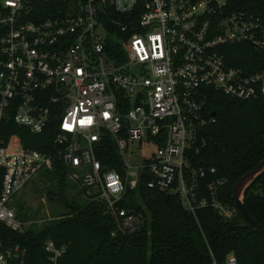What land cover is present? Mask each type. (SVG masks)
Segmentation results:
<instances>
[{"label": "built area", "instance_id": "1", "mask_svg": "<svg viewBox=\"0 0 264 264\" xmlns=\"http://www.w3.org/2000/svg\"><path fill=\"white\" fill-rule=\"evenodd\" d=\"M53 1L0 0V223L22 230L10 201L55 157L84 197L104 203L120 233L143 222L118 204L137 196L141 175L149 176L147 188L176 195L184 210L208 205L224 219L233 216L215 196L222 180L206 183L207 199L198 197L205 170L190 158L212 120L206 91L264 97V67L244 72L220 51L232 43L264 51L259 16L228 12L227 0H61L52 7ZM7 119L32 134L53 119L55 152L24 149L15 134L4 138ZM105 136L119 170L97 158ZM64 249L43 243L49 264ZM23 255L16 245L2 248L0 264H23ZM223 264H236L234 255Z\"/></svg>", "mask_w": 264, "mask_h": 264}, {"label": "trees", "instance_id": "2", "mask_svg": "<svg viewBox=\"0 0 264 264\" xmlns=\"http://www.w3.org/2000/svg\"><path fill=\"white\" fill-rule=\"evenodd\" d=\"M62 2L54 0L50 6ZM225 8L228 12L254 13L264 26V0H227ZM220 51L229 66L244 72L264 67V51L247 43L226 44ZM204 110L207 117L214 114L200 132L205 143L190 158L193 167L205 170L198 179V197L207 199L206 183L222 180L215 196L234 209L233 216L224 219L208 205L195 208L193 213L184 210L176 195L147 188L144 182L149 176L141 175L135 190L137 196H130L127 204H118L139 212L144 216L143 222L136 231L120 233L101 200L87 197L85 202L77 203L63 198L70 169L55 157L51 168L41 170L39 176L53 182L66 212L38 228L12 231L0 223V249L16 245L24 251L23 264H49L43 250L46 240L65 247L55 264H223L229 253L234 255L236 264H264V237L245 223L231 197L234 181L264 157V97L239 100L210 89L206 91ZM54 129L53 119L38 134L10 119L1 123L4 138L15 134L22 148L47 153L55 152L51 141ZM97 158L103 168L120 169L119 157L106 136ZM46 194L51 198L55 193ZM241 201L264 227V170L245 187Z\"/></svg>", "mask_w": 264, "mask_h": 264}, {"label": "rangeland", "instance_id": "3", "mask_svg": "<svg viewBox=\"0 0 264 264\" xmlns=\"http://www.w3.org/2000/svg\"><path fill=\"white\" fill-rule=\"evenodd\" d=\"M14 142V140L11 141V143ZM66 180L62 192L63 198L67 202L70 200L77 203L85 202L87 197H84L79 185L68 178ZM48 191H53L55 194L49 198L46 194ZM56 191L57 188L53 182L43 179L39 174L24 183L10 201V205L14 207L17 217L23 222L22 229L26 227L38 228L48 219L66 212L65 206L58 200ZM128 198H126L127 201ZM136 199L138 204L142 206L140 199ZM142 218L144 219L143 215Z\"/></svg>", "mask_w": 264, "mask_h": 264}, {"label": "water", "instance_id": "4", "mask_svg": "<svg viewBox=\"0 0 264 264\" xmlns=\"http://www.w3.org/2000/svg\"><path fill=\"white\" fill-rule=\"evenodd\" d=\"M213 112L210 113L213 116ZM264 170V157L258 161L254 166L240 175L233 183L231 189V197L234 203L236 210L238 211L241 218L245 221V223L256 233L262 235L264 237V227L259 224L244 208L241 196L243 190L249 183L262 171Z\"/></svg>", "mask_w": 264, "mask_h": 264}]
</instances>
